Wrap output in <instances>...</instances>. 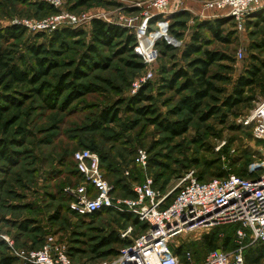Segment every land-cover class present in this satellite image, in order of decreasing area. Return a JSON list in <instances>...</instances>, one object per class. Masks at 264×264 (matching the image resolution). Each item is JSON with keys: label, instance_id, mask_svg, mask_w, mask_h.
<instances>
[{"label": "rangeland", "instance_id": "rangeland-1", "mask_svg": "<svg viewBox=\"0 0 264 264\" xmlns=\"http://www.w3.org/2000/svg\"><path fill=\"white\" fill-rule=\"evenodd\" d=\"M152 1L0 0V47L8 51L11 63L26 62L36 71L42 68L39 60L44 68L53 64L38 83L16 84L9 91L5 88L8 83L5 71L0 68V94L12 95L23 102L20 110L6 114L0 127V138L14 152L13 161L0 153V236H8L16 248L39 246L48 234H54L68 246L74 262L100 264L115 259L117 251L124 247L102 245V238L111 231L122 237L132 226L129 219L119 214L120 210L108 207L113 210L87 218L68 209L72 198L69 188L83 183L72 158L82 148L96 152L103 175L113 185L117 183V189L113 190L115 200L130 197V190L122 186L132 190L136 182L142 183L147 178L153 179L155 189L173 195L188 170L211 179L240 174L242 168L264 160V140L256 138L251 127L241 121L264 99V68L255 83L246 87L242 103L232 109L224 106L226 98L233 95L238 78L247 76L253 64H260L256 58H264V49L260 48L264 21L257 23L254 18H246L244 30H239L235 21L226 23L222 27L225 39L221 40L198 28L203 20L226 16L203 10L208 0H171L169 10L157 14L151 13ZM259 9L264 10V6L256 10ZM253 12L256 11L250 15ZM182 13L186 15H179ZM69 15L76 16L78 22L68 23ZM148 15L146 42L158 52L152 63L135 49L136 26ZM95 18L134 34L136 42L132 48L140 58L126 52L125 39H117L110 45L96 42L92 29ZM37 24L43 25L36 27ZM15 26L19 28L12 37L8 30ZM64 28L83 33L55 37L56 31ZM197 30L204 36L205 44L191 58L204 56V50L223 53L228 58L221 57L212 64L211 79L217 89L203 101L198 113L191 115L179 107L182 98L194 95L193 89H183L186 79L176 80L174 87L163 84L182 68L191 76V58H186L183 52ZM166 44H172L174 49L168 50ZM91 45L97 48V55L89 51ZM33 46H40L43 53L36 56ZM239 50L243 51L242 57L237 55ZM92 58L107 64L84 67L83 62L90 64ZM139 63L144 67L137 66ZM76 68L86 73L80 80L71 76ZM149 72H152L150 79H144ZM216 75L222 79H216ZM62 77L86 87H78L81 90L78 94H73L71 88L53 95ZM143 87L151 100L135 104L134 97ZM144 107L154 110L153 113L137 111ZM212 110L216 111L204 119ZM103 113L113 114L115 120L105 123ZM188 118L191 120L188 129L177 136L160 124L164 120ZM6 124L7 131L3 132ZM140 149L148 155L145 167L136 162ZM211 230L184 234L174 246L188 245L193 252L191 264H205L211 248L203 243L202 237ZM139 232L133 226L131 235L136 237ZM0 241L4 242L0 244L1 261L13 254L9 244L2 238ZM178 255L180 264H187ZM13 259L12 264H30L17 257ZM258 264H264V256Z\"/></svg>", "mask_w": 264, "mask_h": 264}, {"label": "built area", "instance_id": "built-area-1", "mask_svg": "<svg viewBox=\"0 0 264 264\" xmlns=\"http://www.w3.org/2000/svg\"><path fill=\"white\" fill-rule=\"evenodd\" d=\"M150 6L151 13H165L171 7V0H153ZM262 6L264 0H208L203 10L232 15L237 28L244 30L246 16ZM148 19L149 15L136 26L138 44L135 49L145 61L152 63L158 52L146 42ZM67 21L72 24L78 19L69 15ZM237 55L242 57L243 51L239 50ZM151 75L149 72L144 79H150ZM241 121L244 126L251 127L256 138L264 140V99ZM74 160L83 183L69 188L72 212L86 216L103 208L115 207L131 212L149 224L147 230L134 238L131 245L123 247L115 259L100 264H180L179 255L172 248L178 238L226 224H238L235 246L211 250L205 264H246L245 251L264 242V160L249 165L248 171L253 177L230 173L223 178L200 181L196 171L191 169L177 184L178 192L170 203L171 192L155 189L152 178L135 183L136 197L115 200L114 185L101 172L96 152L88 148L77 150ZM136 162L144 167L147 165L145 150L137 152ZM132 230V226L127 228L122 237H129ZM1 238L9 244L13 256L30 264H79L72 260L65 242L54 234H48L38 248H16L8 236ZM186 257L191 260L190 251Z\"/></svg>", "mask_w": 264, "mask_h": 264}, {"label": "trees", "instance_id": "trees-1", "mask_svg": "<svg viewBox=\"0 0 264 264\" xmlns=\"http://www.w3.org/2000/svg\"><path fill=\"white\" fill-rule=\"evenodd\" d=\"M256 12H253V15H250L251 12L246 16V18L249 20L250 18L256 19L255 21L259 23V21H264V10H255ZM181 16L186 15L185 13L179 14ZM177 16V15H176ZM158 18V17H157ZM158 21H160V17L158 18ZM231 21H234V17L231 15H226L222 17L215 18L214 20H203L198 24L199 29H206L212 36L217 37L218 39L224 40L225 37L222 35V27L226 23H229ZM180 23V22H178ZM255 23V22H254ZM16 28V30H15ZM15 28L12 27V29L8 30V32L11 33L12 37H14L15 33L17 32V29L19 27L15 26ZM92 29H93V34H94V39L96 42L103 44V45H110L117 39H125L126 46L123 48L126 50V52H132V54L135 57H139L135 52H133L132 45L136 42L135 35L132 33H129L127 29L116 25V24H111L106 22L105 20L95 18L92 21ZM83 32L79 31L76 32L75 30L71 28H64L61 31H56L55 37H60L61 35L64 36H76L80 35ZM205 38L200 34V32L197 30L193 34V40L190 44L186 46L184 49V56L186 58H191L195 53L200 52L203 50V45L205 44L204 42ZM123 41V40H121ZM166 48L168 50L174 49V46L172 44H166ZM260 48L264 49V41L261 42ZM32 51L37 54L36 56H39L41 53H43V50L40 46H33ZM89 51L95 55L98 54V50L95 46L91 45L89 47ZM87 57V56H86ZM221 57L223 59H227L228 56L219 53V52H212L209 50H204V56L202 57H196V58H191L190 60V67H191V76H189L188 71L182 69H179L178 72L173 75V78L165 80L166 83L163 84L165 85L164 87H174L173 84H175L176 80H179L180 78L186 79V82L184 83V88L183 89H193L194 95L193 96H186L182 98L180 101V106L183 109H187L188 112H190L191 115L197 114L201 106L203 105V101L211 97L212 91L216 90V85L213 83L211 79V66L213 63H215L217 60H219ZM260 64H253L250 69L247 70L248 75H242L238 78V81L236 85L234 86V91L233 95H229L225 102L224 106L228 108H233L236 105L242 103L244 101V92L246 87L253 85L255 83L256 77L259 75L261 68H264V58L262 60L256 58ZM39 63H41L42 68L39 70H32L29 65L26 62H22L20 64L17 63H11V60L8 59V51L2 50L0 47V68L5 71L6 74V79H8V83L6 84L5 88L6 91H9L10 89L13 88L14 85L16 84H36L40 81V79L48 73L49 69H51L53 66L52 62L50 63V66L44 68L43 66V61L39 60ZM107 64V62H101V61H96L92 58V62L90 64H86L83 62V66H88V67H104ZM136 65V63H134ZM139 67H144L143 64L139 63L137 64ZM86 73L82 71L80 68H76L75 71L71 74V76L74 79L80 80L82 79ZM70 77V76H69ZM216 79H222V76H217L215 77ZM68 78L62 77L58 84L55 86V91L52 93L53 95H57L59 93H63L65 91H68L72 88L73 94H78L81 90H79L78 87L80 88H85L86 86L83 85L82 83L75 85L71 81H67ZM145 87H143L137 95L134 97V103H141L143 101H148L151 100V96L146 94ZM57 91V92H56ZM56 92V93H55ZM73 96V95H72ZM50 97V96H49ZM23 102H21L20 99L14 98V96L9 95V94H0V127L2 124L6 121V114L11 112L12 110H20L22 107ZM137 111H139L142 114H148L150 112L153 113L154 110L150 109L149 107H144V108H137ZM216 110H212L209 114L204 115V119H208L211 117V114H213ZM102 118L104 119V122H110L115 120V116L110 113H103ZM190 118L183 120V121H170V120H164L163 122H160V124L166 129L167 131L171 132L173 135H181L183 134L189 126L190 123ZM8 124V123H7ZM6 124V128L4 131H7L8 125ZM251 129V128H250ZM9 143L5 139L0 138V153L3 157L13 161V151L10 150L9 148ZM85 149V148H82ZM75 153V152H74ZM76 172L77 174L80 175L78 172L76 162L74 160V154L72 156ZM150 161V158H149ZM103 169H105L103 167ZM106 170V169H105ZM189 171V170H188ZM187 171V172H188ZM185 172L183 176L187 173ZM197 173V172H196ZM229 174L225 175H219L217 177L223 178L228 176ZM240 175L242 177H253V174L249 173L248 168H242L240 171ZM81 176V175H80ZM182 176V177H183ZM197 177L200 181H209L211 179H205L203 176L197 174ZM82 178V176H81ZM137 181V180H136ZM125 184V183H124ZM115 190L117 189V183L114 184ZM122 188L126 190H130V197H136L135 192L133 189L131 190L129 186L125 185L122 186ZM178 192V189L173 195H170L168 198V203L172 202L173 198L176 196V193ZM72 198L70 197L69 201L70 202ZM70 209V208H68ZM113 210L112 208H103L101 210L95 211L94 213L86 216H80V217H92L96 218L100 216L102 213L105 211ZM119 214H121L124 218L129 219L132 222V227L134 226L135 228L139 229V234L143 233L144 231L147 230L149 227V224L147 222L141 221L139 217L131 212L128 211H120ZM79 216V215H78ZM58 217V214L56 215ZM238 228V224H226V225H220L215 228H213L210 232L204 234L203 238V243L206 244L211 250L214 249H231L235 246L234 238H235V232L236 229ZM223 231V233H222ZM222 234V235H221ZM133 235V233H132ZM130 235L129 237H121L120 233L117 231H111L107 236L102 238V245L104 246H110L112 244H118L121 246H129L133 243L134 238L136 237ZM46 238V237H45ZM45 240V239H44ZM44 242V241H43ZM43 242L39 246H34L36 248L40 247ZM0 244H4L3 241H0ZM188 245H180L178 247L174 246V243L172 245L173 250L175 253L179 254L182 256L183 259L186 260L187 264H191V260L187 259L186 253L188 251L191 252L192 257H193V252L191 250H188L186 247ZM210 250V251H211ZM264 242L257 243L253 246H250L246 251H245V260L246 264H258L259 261L263 258L264 252ZM116 251V250H114ZM209 251V252H210ZM120 253V250L117 251L118 256ZM69 254L73 260V253L69 250ZM209 254V253H208ZM263 255V256H262ZM13 258L15 256H6L0 261V264H12L13 263Z\"/></svg>", "mask_w": 264, "mask_h": 264}, {"label": "water", "instance_id": "water-1", "mask_svg": "<svg viewBox=\"0 0 264 264\" xmlns=\"http://www.w3.org/2000/svg\"><path fill=\"white\" fill-rule=\"evenodd\" d=\"M232 16V15H231Z\"/></svg>", "mask_w": 264, "mask_h": 264}]
</instances>
